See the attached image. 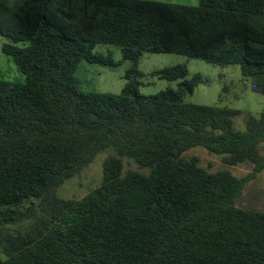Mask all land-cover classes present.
Returning <instances> with one entry per match:
<instances>
[{"label":"trees","instance_id":"1","mask_svg":"<svg viewBox=\"0 0 264 264\" xmlns=\"http://www.w3.org/2000/svg\"><path fill=\"white\" fill-rule=\"evenodd\" d=\"M0 35L25 82L0 80V264H264V211L237 199L264 172V112L186 102L203 83L187 65L161 70L178 82L141 93L147 53L240 66L264 95V0H0ZM120 47L134 61L122 94L85 93L83 60ZM238 177L210 172L196 147ZM102 184L82 199L59 190L104 151ZM149 173H125V159Z\"/></svg>","mask_w":264,"mask_h":264},{"label":"rangeland","instance_id":"2","mask_svg":"<svg viewBox=\"0 0 264 264\" xmlns=\"http://www.w3.org/2000/svg\"><path fill=\"white\" fill-rule=\"evenodd\" d=\"M177 5L199 6L200 0H157ZM7 40L0 35V80L25 82L26 76L19 70L13 57L4 52ZM96 53L113 60L114 64H103L83 60L79 65L76 78L79 88L85 93L122 94L128 80L127 73L134 67V61L124 60L120 47L100 45ZM177 65H187L190 70L189 79L196 74L203 75V83L194 95H188L186 102L198 105L230 107L240 110L241 114L234 118L238 131H246L247 119L253 114L261 116L264 112V95L252 88V82L245 79L240 66H219L205 60L190 58L179 54L147 53L139 63V70L145 74L142 78L141 93L147 96L158 95L169 87L178 89V82L162 79L157 73ZM264 154V143L261 145ZM113 149L102 152L96 160L80 175L69 180L59 190L64 198L82 199L98 188L104 179V164L107 158L114 155ZM186 158L198 157L200 164L210 172L230 170L238 177H245L253 164L246 162L238 166H230L224 162V156L210 153L205 147L193 148L185 154ZM141 171L149 173V169H141L130 158L125 159V173ZM236 205L255 211H264V172L250 182L244 194L237 199ZM1 258H5L0 254Z\"/></svg>","mask_w":264,"mask_h":264}]
</instances>
